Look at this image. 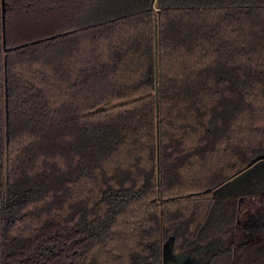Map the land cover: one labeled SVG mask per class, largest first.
Masks as SVG:
<instances>
[{
	"label": "trees",
	"instance_id": "trees-1",
	"mask_svg": "<svg viewBox=\"0 0 264 264\" xmlns=\"http://www.w3.org/2000/svg\"><path fill=\"white\" fill-rule=\"evenodd\" d=\"M260 157L264 0H0V264H264Z\"/></svg>",
	"mask_w": 264,
	"mask_h": 264
},
{
	"label": "rangeland",
	"instance_id": "rangeland-1",
	"mask_svg": "<svg viewBox=\"0 0 264 264\" xmlns=\"http://www.w3.org/2000/svg\"><path fill=\"white\" fill-rule=\"evenodd\" d=\"M253 172L251 171L250 174L242 181L240 182L243 187L237 188V192L235 194H241L239 192L251 193L253 192H261L264 187V160L258 161L255 166L253 167ZM233 190H227L226 193H232Z\"/></svg>",
	"mask_w": 264,
	"mask_h": 264
},
{
	"label": "water",
	"instance_id": "water-1",
	"mask_svg": "<svg viewBox=\"0 0 264 264\" xmlns=\"http://www.w3.org/2000/svg\"><path fill=\"white\" fill-rule=\"evenodd\" d=\"M261 160H264V157H260V158H257L255 160H253L250 163V165L248 167V170H246L245 172L241 173L240 175L234 177V179L231 180L230 182L222 185V187H220L219 190L216 193L217 196L218 197H235V196H238V195H248L249 192L243 193L244 191L243 192H239L241 194H235L234 195V193L238 191V190H236V187L237 188L243 187V185H241L240 182H242L250 174L251 171L253 172V170H254L253 167L255 166V164L258 161H261ZM227 190H233V191H232V193H230V192L226 193ZM263 191H264V187H263V190L261 192H263ZM251 193H256V192L251 191Z\"/></svg>",
	"mask_w": 264,
	"mask_h": 264
},
{
	"label": "flooded vegetation",
	"instance_id": "flooded-vegetation-1",
	"mask_svg": "<svg viewBox=\"0 0 264 264\" xmlns=\"http://www.w3.org/2000/svg\"><path fill=\"white\" fill-rule=\"evenodd\" d=\"M208 248H209V250H211V251H214V250H218L220 247L217 245V244H211V245H209L208 246ZM218 248V249H217ZM193 257V256H192ZM194 258V257H193ZM195 260L197 259V258H194ZM201 262V261H200ZM200 262H199V264H200ZM178 264V262L177 261H170V260H168L167 261V263L166 264ZM197 264V263H196Z\"/></svg>",
	"mask_w": 264,
	"mask_h": 264
}]
</instances>
